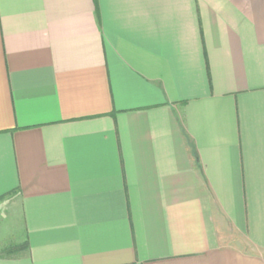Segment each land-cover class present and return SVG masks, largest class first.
Returning a JSON list of instances; mask_svg holds the SVG:
<instances>
[{
  "label": "crops",
  "instance_id": "1",
  "mask_svg": "<svg viewBox=\"0 0 264 264\" xmlns=\"http://www.w3.org/2000/svg\"><path fill=\"white\" fill-rule=\"evenodd\" d=\"M0 264H264V0H0Z\"/></svg>",
  "mask_w": 264,
  "mask_h": 264
}]
</instances>
